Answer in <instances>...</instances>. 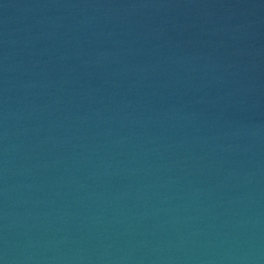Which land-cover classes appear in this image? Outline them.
I'll list each match as a JSON object with an SVG mask.
<instances>
[{
    "label": "water",
    "instance_id": "1",
    "mask_svg": "<svg viewBox=\"0 0 264 264\" xmlns=\"http://www.w3.org/2000/svg\"><path fill=\"white\" fill-rule=\"evenodd\" d=\"M0 264H264V0H0Z\"/></svg>",
    "mask_w": 264,
    "mask_h": 264
}]
</instances>
